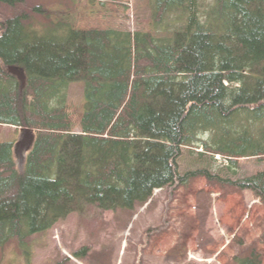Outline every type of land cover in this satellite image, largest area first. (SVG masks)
<instances>
[{"label":"trees","instance_id":"obj_1","mask_svg":"<svg viewBox=\"0 0 264 264\" xmlns=\"http://www.w3.org/2000/svg\"><path fill=\"white\" fill-rule=\"evenodd\" d=\"M152 2L157 33L181 12L170 36L59 22L40 31L26 14L1 23L0 126L35 138L23 173L16 143L0 141V250L15 241L29 259L31 240L73 213L135 211L156 190L197 178L249 190L264 205V172L233 182L205 169L182 176L179 166L183 148L221 155L230 170L264 159V0H215L206 22L199 0ZM74 83L84 84L78 120L67 103ZM229 264L264 262L253 246Z\"/></svg>","mask_w":264,"mask_h":264},{"label":"rangeland","instance_id":"obj_2","mask_svg":"<svg viewBox=\"0 0 264 264\" xmlns=\"http://www.w3.org/2000/svg\"><path fill=\"white\" fill-rule=\"evenodd\" d=\"M214 3L199 0L203 22L210 17ZM156 11L152 0H27L21 7H0V30L6 18L26 14L28 23L40 31L59 22L65 30L72 25L170 36L171 28L179 25L181 12L172 13L166 22L169 33L161 32L163 29L157 33ZM67 103L73 119L78 120L85 106L84 84L70 85ZM28 130L0 126V141L16 143L15 159L22 173L34 137ZM76 132H80L78 124ZM182 151V176L205 169L225 181L237 182L264 172V159H240L230 170L223 156H200L202 149ZM263 231L264 205L251 191H240L217 178H197L186 187L156 190L150 202L135 211L87 207L73 213L31 240L29 259L10 241L0 250V264H229L232 257L253 246L264 262V244L259 243Z\"/></svg>","mask_w":264,"mask_h":264},{"label":"water","instance_id":"obj_3","mask_svg":"<svg viewBox=\"0 0 264 264\" xmlns=\"http://www.w3.org/2000/svg\"><path fill=\"white\" fill-rule=\"evenodd\" d=\"M9 73L12 74V75H14V76H16V77L18 78V80L21 82V84L23 85V87L26 86V84H27V80H26V77H25L24 72H22V71L19 70L18 68L11 67V68L9 69ZM28 132H32V133H33V131H29V130H28ZM33 135H34V134H33ZM34 138H35V135H34V137H33V142H34ZM33 142H32V144H33ZM32 144H31L30 146H32ZM30 148H31V147H30Z\"/></svg>","mask_w":264,"mask_h":264},{"label":"built area","instance_id":"obj_4","mask_svg":"<svg viewBox=\"0 0 264 264\" xmlns=\"http://www.w3.org/2000/svg\"><path fill=\"white\" fill-rule=\"evenodd\" d=\"M218 158L220 159V157H219V156L217 157V159H218Z\"/></svg>","mask_w":264,"mask_h":264},{"label":"bare ground","instance_id":"obj_5","mask_svg":"<svg viewBox=\"0 0 264 264\" xmlns=\"http://www.w3.org/2000/svg\"><path fill=\"white\" fill-rule=\"evenodd\" d=\"M11 68V67H10ZM26 161V160H25Z\"/></svg>","mask_w":264,"mask_h":264}]
</instances>
